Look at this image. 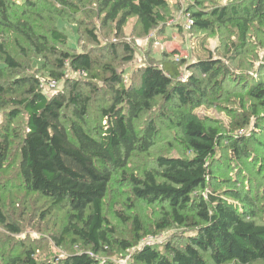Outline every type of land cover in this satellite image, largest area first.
Returning <instances> with one entry per match:
<instances>
[{
    "label": "trees",
    "instance_id": "obj_1",
    "mask_svg": "<svg viewBox=\"0 0 264 264\" xmlns=\"http://www.w3.org/2000/svg\"><path fill=\"white\" fill-rule=\"evenodd\" d=\"M86 1L97 9L82 8ZM169 7V0H0L2 37L14 35L18 51L9 52L0 42V111L6 113V123L0 125V175L14 167L17 180L12 183L48 199L52 208L69 209L67 225L56 238L60 253L40 260L21 240L18 247L12 242L21 229L0 197V229L12 237H2L8 252L0 253V264H116L133 248L130 264H264V222L259 221L264 202L258 205L251 193L261 187L264 195V146L255 143V151L249 137L238 135L255 119V131L264 136V69L256 73L258 79L242 81L252 111L235 121L230 134L196 114L219 99L227 82L238 81L222 59L209 52L192 61L175 59L176 52L162 59L151 56L126 82L124 71L92 53L107 46H101L97 27H88L91 14L101 18L103 29L121 38L131 19L141 26L142 35L163 34ZM208 8L189 6L192 27L201 32L222 29L223 41L231 45L229 60H238L234 50L246 45L252 31H258L264 48V0ZM74 18L86 27L92 50L68 48V37L57 24ZM107 48V57L122 55L126 64L136 58V49L121 39ZM31 55L43 62L41 69L50 78L64 81L52 95L19 61ZM68 69L88 82L72 81L66 77ZM103 90L107 100L101 105L97 101L103 125L92 128L94 95L103 97ZM158 101L167 111L157 120ZM168 128L183 133L178 140L184 155L160 156L156 170L140 175L127 171L133 156L148 153ZM231 167L237 169L235 184L219 188L217 182L229 180L224 174ZM218 169L221 176L216 175ZM117 173L137 202L156 210L151 222L117 210L118 218L132 223L129 234L119 232L105 214L106 199L123 195L114 187ZM245 184H250L247 192ZM0 186L5 187L4 179ZM129 201L135 207L134 200ZM175 228L178 233L163 245L137 248L147 236Z\"/></svg>",
    "mask_w": 264,
    "mask_h": 264
},
{
    "label": "rangeland",
    "instance_id": "obj_2",
    "mask_svg": "<svg viewBox=\"0 0 264 264\" xmlns=\"http://www.w3.org/2000/svg\"><path fill=\"white\" fill-rule=\"evenodd\" d=\"M22 1L23 0H17L19 3ZM249 1L250 0H169L170 10L166 13V15L170 17V21L168 25L165 26L166 29L163 34H161L162 30L155 31L150 35H142L141 26L138 25L135 19H131L124 29V37L121 38L116 37V33H110V31L106 28L103 29L101 18L98 19L94 13L91 14V17L87 18L90 19L88 27L91 29L97 27L100 35L101 46H111L113 43H119L121 39L122 41L130 43L136 49V58L133 62L128 64L125 63L122 55H120L118 59H115L112 56L107 57V53L110 51L107 47L106 50H104L103 48L99 49L94 48L95 46H93V49L92 42L88 38L87 34H85L86 27L84 25H80L82 21H79L77 18H74L69 22L66 19H61L58 21L57 27L68 37V48L70 50L80 52L83 50L89 51L93 49L92 53L94 56L99 57L100 61H103L104 63H112L115 67L124 71L126 82L130 81V78L133 77L135 72H137V69L141 67L146 59H149L151 56L162 59L165 57L166 53L171 54L176 52L177 54L174 56L175 59L187 58L189 61H192L198 58L207 57L209 52L215 59H222L224 63L231 68L232 72L237 75L238 81L234 82L231 80L227 82L226 86L223 87L224 90L221 92L219 99L216 101L212 100L213 104L204 105L202 108L196 110V114L201 120H204V122L222 128L223 133L232 134V125L235 121L240 118H244L246 113H251L252 111V100L245 95L246 92L240 88L242 81L252 80L254 78L258 79L256 77V73L262 70V68L264 69V48L262 49V44L259 38L260 35L258 34V31L250 32L248 38L249 40H247L246 45L238 50H234L235 53L240 54L238 60H229L232 57V54L228 53V49L231 45L223 41L222 29H218L217 27L211 32H201L193 27L188 28L187 10L190 5L193 7L198 5L201 8L209 7L212 9V7L217 8L234 2L247 4ZM81 7L87 9L95 7V9H97L94 2L88 3V1L84 2V5L82 4ZM3 31L5 32V30L0 27V42L3 41L6 44L9 52H18L17 46L14 44L15 36L12 34H6L10 35L11 39H4L2 37V33H4ZM237 34L238 33H236V36ZM236 36H233L232 39L238 41V37ZM16 57H18V55ZM19 61L24 64L26 69L25 72L40 77L41 82L44 84V86H42L43 90L49 95H52L54 91L64 82L56 81L57 86L55 88L48 85V81L54 79L48 76L47 71L41 69L43 62L41 60H37L32 55L26 56L25 58L22 57ZM234 61H236V63ZM2 65L3 64L1 62L0 66ZM101 76H106V73L101 71ZM66 77L70 78L72 81L74 79L82 80V84L88 82L83 79L84 77L73 73L70 69L66 71ZM97 83L99 87L101 86V89H104L102 88L104 86L102 82ZM62 87H65V84ZM103 93V97L98 94L94 95L95 105L93 107V112L91 113V118L94 120L92 128H100L103 125L101 124L100 113L98 112V109H100L99 105L105 102L103 99L106 98L107 100L106 91L104 92L103 90ZM97 101H99V105L97 104ZM155 109L154 114H157V117H152L157 118V120L159 119L158 116H160L164 110L167 111V109L163 108V104H161V102L158 103ZM169 110H171L170 107ZM260 115L264 117V114ZM24 120V118H21L22 122H24ZM21 121L17 123L18 126L21 125ZM254 121L255 119H253V122L248 129L239 131L238 135H245L246 137H249L251 147L256 151L255 143L258 144L256 145L257 147L260 144L264 146V136L261 135V130L255 131L254 128L256 121ZM5 123L6 113L0 111V125ZM182 137L183 133L177 129H164L159 137V140L156 141L155 146L151 148L148 153L135 154V156H133L130 160L127 171L140 175L143 170H156L158 168L157 159L160 156L180 157L184 155V145L178 140ZM256 141H260V143H257ZM227 143L229 144L228 140ZM220 152L223 153V150L219 151V153ZM259 154L263 155V151H259ZM224 167L225 166L221 164L219 168L223 169ZM13 168L14 167L6 169L2 175H0V179L5 180V187L3 188L0 186V197L3 204H5V211H7L8 216L20 227L21 234H18L17 236L15 235V237L12 238L6 230L0 229V253L4 252V250L8 252V246L5 242H3V239H6L4 235H7L11 237L12 240H15L12 241L15 246L18 247L21 240L27 244L29 248L35 250L36 255L40 260L50 258L49 256H52L57 252L60 253L61 248H59L56 238L61 235L63 229L67 225L69 209L66 206L52 208V203L48 199L39 197L36 194H28L16 183H12V181L17 180V171ZM220 169L217 170V176L221 173ZM228 170L229 171H226L224 174V178L229 177V180L220 181L219 183L221 185L217 182V186L219 188H223V185L227 186L235 184L232 181H236L234 177H236L235 173L237 172V169L231 167V169ZM115 177L114 187L116 186V190L121 191L123 195L115 196V194H111L106 199L105 214L110 217L112 223L117 226L119 232L129 234L132 223L124 222L122 219L118 218L117 215H115L117 210L124 211L131 217L139 215V217L143 218L146 222H151V219L155 218L156 210L146 207V205L137 202L135 198L132 197L129 186L125 185V182H123L122 173H117ZM223 181H227V183L224 184ZM124 185L126 187H124ZM245 185H247V192L250 184ZM239 186L242 187L241 185ZM262 186L264 188V179ZM260 189L261 187L259 189L255 188L251 192L255 195L258 205H261V203L264 202V195ZM129 197L131 201L134 200L133 202L135 203V207L133 208L130 207V201L128 202ZM259 221L260 223L264 222V214L259 216ZM178 231L179 230L175 228L162 234L169 240V238L173 234L178 233ZM139 246L137 248H139ZM16 250L17 253H21L22 251V249ZM135 250L136 248H133L125 257L119 258L114 262L116 263L119 260L128 259L127 264H130L132 253H134Z\"/></svg>",
    "mask_w": 264,
    "mask_h": 264
},
{
    "label": "built area",
    "instance_id": "obj_3",
    "mask_svg": "<svg viewBox=\"0 0 264 264\" xmlns=\"http://www.w3.org/2000/svg\"><path fill=\"white\" fill-rule=\"evenodd\" d=\"M187 23H188L187 27L191 28L192 25H193V21H192V18H191V16L189 14L187 15ZM47 84L50 85L53 88H55L57 86V82L55 80L48 81ZM42 86H44L43 82H42ZM167 240H168V238L166 236H164L163 234L162 235H157V236H147L146 238H144L141 241L139 248H144V247H147V246L163 245L164 243L167 242ZM127 263H128V259L119 260V261L116 262V264H127Z\"/></svg>",
    "mask_w": 264,
    "mask_h": 264
}]
</instances>
